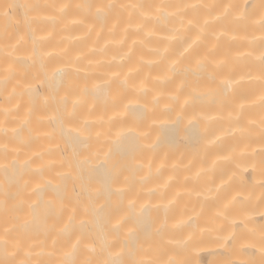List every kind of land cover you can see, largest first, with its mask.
<instances>
[{
  "label": "bare ground",
  "instance_id": "obj_1",
  "mask_svg": "<svg viewBox=\"0 0 264 264\" xmlns=\"http://www.w3.org/2000/svg\"><path fill=\"white\" fill-rule=\"evenodd\" d=\"M0 264H264V0H0Z\"/></svg>",
  "mask_w": 264,
  "mask_h": 264
}]
</instances>
